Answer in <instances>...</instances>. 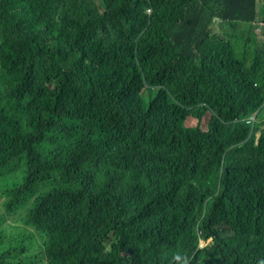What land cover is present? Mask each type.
Returning a JSON list of instances; mask_svg holds the SVG:
<instances>
[{"label": "trees", "instance_id": "1", "mask_svg": "<svg viewBox=\"0 0 264 264\" xmlns=\"http://www.w3.org/2000/svg\"><path fill=\"white\" fill-rule=\"evenodd\" d=\"M260 4L0 0V178L25 164L5 207L46 264H264V58L211 35ZM27 253L0 228V264Z\"/></svg>", "mask_w": 264, "mask_h": 264}, {"label": "rangeland", "instance_id": "2", "mask_svg": "<svg viewBox=\"0 0 264 264\" xmlns=\"http://www.w3.org/2000/svg\"><path fill=\"white\" fill-rule=\"evenodd\" d=\"M264 5V0H261ZM260 4V5H261ZM214 31V32H213ZM212 38L218 39L219 37H227L234 42L239 54L244 50L249 52L250 56L257 53L264 55V23L259 22L255 25L243 24L240 30L235 34H229L225 28L218 24H214L212 30ZM210 35V36H211ZM210 44H205L201 50L202 55L207 53ZM155 92L144 90L142 93L143 103L147 107ZM209 115L198 121L195 118H190L187 121L189 125H199L202 129H207V122ZM12 167L6 169L4 176L0 178V228L6 230L8 237L18 240L25 237L28 253L26 255V262L28 264H46V259L42 257L44 238L43 232L38 231L31 226L24 223V215L26 212L25 207H21L15 213H11L5 207L7 199H9L10 189L17 183H20L24 176L25 164L21 161L16 170L10 172ZM8 188V189H7ZM29 232V233H28Z\"/></svg>", "mask_w": 264, "mask_h": 264}, {"label": "bare ground", "instance_id": "3", "mask_svg": "<svg viewBox=\"0 0 264 264\" xmlns=\"http://www.w3.org/2000/svg\"><path fill=\"white\" fill-rule=\"evenodd\" d=\"M43 1V0H42ZM242 18V17H241ZM29 23V22H28ZM20 24V23H19ZM14 35V34H13ZM124 67V66H123ZM127 68H129V67H127ZM153 68V67H152ZM130 72V71H129ZM129 72H128V74H129ZM141 75V74H140ZM152 76V75H151ZM189 109V108H188ZM71 118V117H70ZM84 118V117H83ZM167 135V134H166ZM65 137V136H64ZM81 139V138H80ZM84 139V138H83ZM177 139V138H176ZM76 142V141H75ZM167 146V145H166ZM72 147V146H71ZM83 148V147H82ZM91 151V150H90ZM103 151V150H102ZM61 153V152H60ZM117 153V152H116ZM110 157V156H109ZM263 157V156H262ZM110 159V158H109ZM261 159V158H260ZM262 159H264V158H262ZM115 162V161H114ZM121 162V161H120ZM119 163V162H118ZM165 164V163H164ZM56 167V166H55ZM168 168V167H167ZM114 169V168H113ZM263 169V168H262ZM58 170V169H57ZM169 170V169H168ZM60 171V170H59ZM118 171V170H117ZM248 171V170H247ZM114 172V171H113ZM111 174H112V172H111ZM119 174V173H118ZM108 175V174H107ZM120 175H121V173H120ZM51 177V176H50ZM245 177V176H244ZM117 178H119V177H117ZM132 178V177H131ZM190 178H191V176H190ZM115 179V178H114ZM161 179V178H160ZM169 179V178H168ZM237 179V178H236ZM121 180V179H120ZM117 181V180H116ZM173 181V180H172ZM23 182V181H22ZM21 182V183H22ZM189 182V181H188ZM188 182H186V184L188 183ZM106 183H108V182H106ZM105 183V184H106ZM115 183V182H114ZM192 184V183H191ZM26 185V184H25ZM107 185V184H106ZM105 185V186H106ZM210 185V184H209ZM21 186V185H20ZM109 186V185H108ZM119 186V185H118ZM124 186V185H123ZM212 186V185H211ZM77 188V187H76ZM111 188H112V186H111ZM127 188V187H126ZM148 188V187H147ZM8 189V188H7ZM67 189V188H66ZM69 189V188H68ZM96 189H97V187H96ZM108 189V188H107ZM208 189V188H207ZM223 189V188H222ZM11 190V189H10ZM25 190V189H24ZM119 190V189H118ZM130 190V189H129ZM186 190V189H185ZM54 191V190H53ZM67 191H69V190H67ZM96 192H97V190H95ZM115 191H117L116 189H115ZM175 191V190H174ZM20 192V191H19ZM51 193H52V191H50ZM61 192H63V191H61ZM90 192V191H89ZM122 192V191H121ZM116 193V192H115ZM128 193V192H127ZM95 194V193H94ZM106 194V193H105ZM117 194V193H116ZM207 194V193H206ZM41 195V194H40ZM66 196V195H65ZM189 196H192L191 194L189 195ZM195 196V195H194ZM163 197V196H162ZM79 198V197H78ZM84 198V197H83ZM188 198V197H187ZM40 199V198H39ZM44 199H45V197H44ZM127 199V198H126ZM181 199V198H180ZM118 200V199H117ZM120 201V200H119ZM174 202V201H173ZM122 203V202H121ZM181 203V202H180ZM185 204V203H184ZM192 208V207H191ZM195 208V207H194ZM124 209V208H123ZM41 210V209H40ZM58 210V209H57ZM120 210H122V209H120ZM43 211V210H42ZM67 211V210H66ZM45 212V211H44ZM56 212V211H55ZM79 212V211H78ZM66 213V212H65ZM126 213V212H125ZM117 214V213H116ZM129 214V213H128ZM173 214V213H172ZM60 215V214H59ZM81 215V214H80ZM31 216V215H30ZM89 217V216H88ZM168 217V216H167ZM29 218V217H28ZM208 218V217H207ZM55 219V218H54ZM155 219V218H154ZM34 220V219H33ZM43 220V219H42ZM118 220V219H117ZM168 221V220H167ZM29 222V221H28ZM92 223V222H91ZM112 224V223H111ZM126 225V224H125ZM71 226V225H70ZM129 226V225H128ZM165 227V226H164ZM80 228V227H79ZM120 231V230H119ZM64 232V231H63ZM29 233V232H28ZM62 233V232H61ZM121 235V234H120ZM169 242V241H168ZM263 242V241H262ZM261 245V243L259 244V246ZM112 246V245H111ZM116 247H117V245H116ZM212 248V247H211ZM13 249V248H12ZM122 250V249H121ZM166 250V249H165ZM260 250V249H259ZM217 253V252H216ZM215 253V254H216ZM236 253V252H235ZM244 254H245V252H244ZM260 256V255H259ZM52 257V256H51ZM241 257V256H240ZM203 258V257H202ZM230 258V257H229ZM234 258V257H233ZM200 262V261H199ZM262 262V261H261ZM202 263H204V262H202ZM233 263H234V261H233ZM257 263V262H256ZM195 264V263H194ZM197 264V263H196ZM222 264V263H221ZM235 264V263H234ZM260 264V263H259Z\"/></svg>", "mask_w": 264, "mask_h": 264}, {"label": "clouds", "instance_id": "4", "mask_svg": "<svg viewBox=\"0 0 264 264\" xmlns=\"http://www.w3.org/2000/svg\"><path fill=\"white\" fill-rule=\"evenodd\" d=\"M149 10L151 11L150 8H149L147 11H149ZM150 11H149V12H150ZM234 48H235L236 54L239 53L238 50H237V48H236V47H234ZM246 52H247V50H246ZM247 53H249V52H247ZM257 56H258V55H257L256 53L253 54L252 56H250V57H249V62H248V63L252 62ZM259 56L262 57V58H264V57L261 56L260 54H259ZM256 79H257V81L260 83V85H263V84H264V80H263L262 75H261L260 73L258 74V76H256ZM256 114H257V112H255L254 114H252V115L249 117V121H257ZM203 131H208V129L203 130Z\"/></svg>", "mask_w": 264, "mask_h": 264}, {"label": "crops", "instance_id": "5", "mask_svg": "<svg viewBox=\"0 0 264 264\" xmlns=\"http://www.w3.org/2000/svg\"><path fill=\"white\" fill-rule=\"evenodd\" d=\"M261 56H263V57H264V55H261Z\"/></svg>", "mask_w": 264, "mask_h": 264}, {"label": "built area", "instance_id": "6", "mask_svg": "<svg viewBox=\"0 0 264 264\" xmlns=\"http://www.w3.org/2000/svg\"><path fill=\"white\" fill-rule=\"evenodd\" d=\"M150 11V10H149Z\"/></svg>", "mask_w": 264, "mask_h": 264}]
</instances>
